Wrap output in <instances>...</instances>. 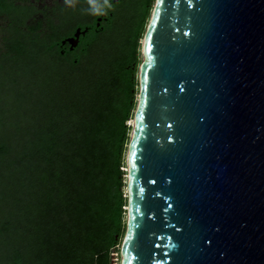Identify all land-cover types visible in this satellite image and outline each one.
Instances as JSON below:
<instances>
[{"label": "water", "instance_id": "95a60500", "mask_svg": "<svg viewBox=\"0 0 264 264\" xmlns=\"http://www.w3.org/2000/svg\"><path fill=\"white\" fill-rule=\"evenodd\" d=\"M141 45L121 264H264V0H156Z\"/></svg>", "mask_w": 264, "mask_h": 264}, {"label": "trees", "instance_id": "16d2710c", "mask_svg": "<svg viewBox=\"0 0 264 264\" xmlns=\"http://www.w3.org/2000/svg\"><path fill=\"white\" fill-rule=\"evenodd\" d=\"M155 3L77 0L42 33L27 23L38 11L33 3L0 0L7 22L0 79L13 69L58 61L72 81L50 102L44 123L26 128L5 124L0 85V264H114L121 253L128 122L137 106L140 40ZM103 13L108 19L98 28ZM88 26L80 46L62 56L61 40ZM5 80L7 87L16 84ZM15 183L32 187L39 203L23 205Z\"/></svg>", "mask_w": 264, "mask_h": 264}, {"label": "rangeland", "instance_id": "374dc122", "mask_svg": "<svg viewBox=\"0 0 264 264\" xmlns=\"http://www.w3.org/2000/svg\"><path fill=\"white\" fill-rule=\"evenodd\" d=\"M29 2L35 4L37 8L41 11L37 14L36 19H30L28 21V26L37 29L38 22L43 27V30L46 28L47 21L54 14L53 9L56 7L69 6L71 4H76L77 0H28ZM152 14V13H151ZM149 22V21H148ZM7 26L6 18L0 17V50L1 52L5 51V34L6 30L4 29ZM148 27V26H147ZM28 29V28H27ZM37 31H42L40 28ZM143 39L140 40L142 43ZM7 42V41H6ZM142 46V45H141ZM142 48V47H141ZM108 48L102 50L100 54L103 56L108 52ZM2 54V53H1ZM0 54V55H1ZM142 58V56H141ZM97 65L100 68L104 67V62L99 59ZM140 67L137 76L140 75ZM83 68L86 69V64H84ZM82 73V72H81ZM51 78V80H50ZM16 81V84L12 87H7V80ZM66 68H63L58 61L52 62L47 61V63L39 64L35 63L26 71L15 70L13 69L8 78L0 79L1 88V98L2 102L6 103V115H5V124L7 126L14 127L13 124L16 122L22 123L21 127L26 128L28 126L33 125L34 127H38L39 124L44 123V117L46 110L50 107V102L54 99H57V93H60L66 85H69L72 81L70 79L66 80ZM137 100L139 97L140 90L137 92ZM135 114V111H134ZM128 122V125L132 126V121ZM38 125V126H37ZM131 136V134H130ZM126 158L128 153L129 144L126 145ZM125 172H127V168H122ZM25 176L22 175L18 178V181L24 180ZM127 185V174L125 175V181ZM16 195L23 199L21 202L23 205L32 206L38 202V194L33 190L32 187L28 188L25 183H15ZM23 189V192L21 191ZM20 191V192H19ZM124 196L128 197L127 187L124 188ZM128 208V207H127ZM32 209H24L23 212L25 214L31 213ZM127 222V216H126ZM29 225L26 230L29 229ZM125 237V235H124ZM123 237V241H124ZM123 244V243H122ZM122 249V245L120 247V252ZM117 256V257H116ZM114 264H121V253L114 254Z\"/></svg>", "mask_w": 264, "mask_h": 264}, {"label": "flooded vegetation", "instance_id": "af4514ba", "mask_svg": "<svg viewBox=\"0 0 264 264\" xmlns=\"http://www.w3.org/2000/svg\"><path fill=\"white\" fill-rule=\"evenodd\" d=\"M120 0H114V2L117 4ZM31 3V2H29ZM35 5V4H34ZM36 6V5H35ZM73 6H75V4H71L69 6H62L60 5L59 7H56L53 9L54 11V14L52 17L49 18V20L47 21V24H46V28L43 30V27H41V24L38 22V27L37 29H41L42 33H45L47 32L49 26L51 25V23H58L60 21V9L63 8V7H66V8H72ZM37 8V6H36ZM37 13L34 17L30 18V19H36V16L38 13H40L41 11L37 8ZM107 13H103L102 16L99 18V21L97 22V27L100 28L103 24V22H105L104 20H107L108 17H107ZM29 19V20H30ZM28 20V21H29ZM28 23V22H27ZM90 31V28L88 26V28L86 29H82V28H78V31L77 32H74L73 34H70V35H67L65 36L60 44H59V50H60V53L62 56H65L66 54H68L69 52H74L79 46H80V43H81V39L84 35H86L88 32ZM79 34V36L75 37L76 34Z\"/></svg>", "mask_w": 264, "mask_h": 264}, {"label": "bare ground", "instance_id": "6f19581e", "mask_svg": "<svg viewBox=\"0 0 264 264\" xmlns=\"http://www.w3.org/2000/svg\"><path fill=\"white\" fill-rule=\"evenodd\" d=\"M132 123H133V121H132ZM117 257V256H116ZM115 261V260H114Z\"/></svg>", "mask_w": 264, "mask_h": 264}]
</instances>
